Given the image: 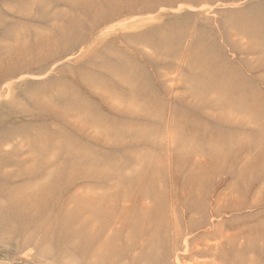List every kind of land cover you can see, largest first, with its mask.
Here are the masks:
<instances>
[{
    "label": "rangeland",
    "instance_id": "374dc122",
    "mask_svg": "<svg viewBox=\"0 0 264 264\" xmlns=\"http://www.w3.org/2000/svg\"><path fill=\"white\" fill-rule=\"evenodd\" d=\"M241 87L264 94V0H0V264H234L226 237L264 220V96L260 123L211 98ZM126 164L163 186L156 206L119 200ZM196 173L210 212L175 243L169 193ZM231 190L247 204L215 212ZM141 205L155 250L123 229Z\"/></svg>",
    "mask_w": 264,
    "mask_h": 264
},
{
    "label": "bare ground",
    "instance_id": "6f19581e",
    "mask_svg": "<svg viewBox=\"0 0 264 264\" xmlns=\"http://www.w3.org/2000/svg\"><path fill=\"white\" fill-rule=\"evenodd\" d=\"M238 83L245 84V81H238ZM246 85V84H245ZM250 86V83H248V87ZM242 92H234L233 90H230L229 88H225L226 92L219 91L216 93L215 98H211L214 101L219 100V104L221 105L220 110L223 114L224 112L230 111V114L237 115L238 113H243L245 117L249 118L252 117V119L256 120V114L262 113V108H259L257 105L258 100L262 99L264 94L263 92L258 93L255 97H244L245 95L244 90H246L244 87H241ZM233 91V92H232ZM232 104V105H231ZM256 104V105H255ZM259 109V110H258ZM230 117V116H229ZM257 117V123L258 122ZM261 126V125H260ZM234 125H228L226 130H228L230 133L234 131ZM245 131V129H243ZM227 131V132H228ZM229 133V134H230ZM225 136V135H224ZM191 141L194 139V136L189 137ZM188 138V139H189ZM235 145V144H234ZM191 148V147H189ZM188 151V150H187ZM194 151V150H193ZM203 151L201 149H198L197 151L191 152L193 155L196 153L198 155L202 154ZM142 166V165H141ZM120 175L122 177V184H130L135 183V188L139 187L137 190L134 191V189L131 191H124L121 192L118 197L119 200H127L131 199L134 200V205H130L129 209L133 211L137 208L138 203L141 200L144 199H151L152 203L149 205L156 206V200L157 194L161 193V191L164 193L163 186L158 189L157 181L155 176L151 174L150 172H147L146 170H134L126 164L123 169L120 171ZM144 177V179H143ZM237 179L238 177L235 176ZM205 183H207L203 178L201 177V174L196 173L194 175H190V177H187V182L182 188H175L172 189L169 193L170 195V201L173 205V215L174 218L171 221L172 223L169 225L170 227L175 229L174 238L175 243H178L181 230L184 228H190L192 227L193 223L194 225L196 223H201L204 220H206L208 213L210 212V202L208 195L203 194V189L205 187ZM159 184H162V181L159 182ZM166 186V183L164 184ZM25 191V195L27 196L23 198L22 202L23 205H27V207H31L34 204L33 203H39L40 201L45 200V197H40L36 195H28L27 191ZM165 190V194H166ZM98 192H92L91 194H87L86 198L88 201L85 200V204L82 205L79 208V213L76 216L77 219L80 221H83L86 225H92V222L98 221L100 218L101 210L104 208V205L106 203L104 196L100 197L101 195H97ZM241 197L246 196L242 191H240ZM233 191L231 190L228 193H223L222 198H218L215 202L214 209L215 212H222L226 210L231 209H237L240 208L247 203L245 201L241 200V197L239 199H235L236 201H233ZM167 201V199H166ZM264 203V199L262 200ZM235 205H238L240 207H236ZM143 211V214H139L140 211ZM149 207H144L141 205V208L137 209L138 217L135 219V221L131 224H127L123 229L127 230L129 235L127 237H133V238H139L143 236L145 239L144 241L147 242L148 247H150L152 250H155L158 245H156L159 240L157 237L153 234H151V224L150 221H153L151 218L152 215H154L155 208L151 209L149 212ZM87 214L85 217L84 215L81 218H78L82 213ZM196 216H198V219L196 220ZM139 218L141 220H139ZM145 222L144 229L139 228L138 222ZM195 221V222H194ZM186 226V227H185ZM163 227H166L163 225ZM171 229V228H169ZM104 226L100 224L97 227V232L99 231L100 234L103 232ZM243 239L245 243H243L241 250H238V248H235L238 241ZM163 240H165L163 238ZM257 241L262 242L261 244H256ZM174 242V241H173ZM226 244H228L231 248V254L234 257H238L239 259H235L234 264H243L249 258L251 260V254L253 253L256 255V257L260 260L264 257V254H259V251L257 248L262 249L264 251V220H262L259 225L256 228L247 229L246 231H240L235 235H228L226 237ZM200 255L203 253H199ZM177 257V256H176Z\"/></svg>",
    "mask_w": 264,
    "mask_h": 264
}]
</instances>
